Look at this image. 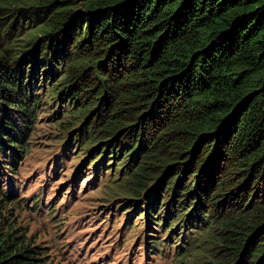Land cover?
<instances>
[{
    "label": "trees",
    "instance_id": "obj_1",
    "mask_svg": "<svg viewBox=\"0 0 264 264\" xmlns=\"http://www.w3.org/2000/svg\"><path fill=\"white\" fill-rule=\"evenodd\" d=\"M25 5L40 25L18 21V7L0 23V176L8 186L0 191V264H52L16 222L11 200L40 108L39 67L51 99L70 101L66 117L76 122L66 129L79 126L73 132L88 148L98 144L91 154L111 148L110 172L125 167L118 185L143 195L147 217L169 234L147 243L148 254H164L174 237L183 259L194 249L188 234L215 243L216 264H264V0ZM105 159L93 160L95 172ZM40 204V196L31 203L35 211ZM47 209L53 215L57 206Z\"/></svg>",
    "mask_w": 264,
    "mask_h": 264
},
{
    "label": "rangeland",
    "instance_id": "obj_2",
    "mask_svg": "<svg viewBox=\"0 0 264 264\" xmlns=\"http://www.w3.org/2000/svg\"><path fill=\"white\" fill-rule=\"evenodd\" d=\"M25 2L0 0V8H11L9 11L0 10V23L5 25L11 21L18 13L15 10L18 7L25 8L18 21L25 23L30 19L32 25H40V16L26 10ZM3 43L0 40V48H3ZM18 45L20 50H31L29 45L24 48L25 43ZM42 70L39 67L37 87H34L41 101L36 113L37 121L28 140L26 154L18 160L17 175L11 180L15 193L11 200L16 206L13 212L16 222L35 243L47 247L52 264H216L215 243L199 238L194 242V235L187 234L185 238L188 244L193 243L194 249L183 259L174 254V237H171V249L166 248L164 254L154 257L146 252V244L152 239H167L169 234L163 233L159 225H154L158 219L155 215L147 217L150 213L145 211L143 195L132 196L118 185L125 167L121 170L113 167L110 172L113 164L111 148L100 146L91 154L98 144L88 148V144L73 132L79 126L66 129L68 124L76 122L66 117L72 111L70 101L64 97L60 100L56 95L51 99L52 95L47 93L48 81L42 79ZM23 78L27 81V73ZM116 150H119V145ZM100 155L106 156V161L95 172L94 164L99 159L94 164L92 162ZM118 155L116 153L115 157ZM117 163L115 161L114 165ZM7 190V182L0 176V191ZM38 196L41 204L35 211L31 203ZM137 201L139 203L135 204ZM51 205L57 206V211L48 215L47 208ZM159 215L163 218L164 210ZM128 221L130 226L126 227ZM166 226L169 228L171 224ZM196 226L201 227V223L192 227ZM186 230L187 227L180 233H186ZM182 246L187 247L180 242L177 248Z\"/></svg>",
    "mask_w": 264,
    "mask_h": 264
}]
</instances>
